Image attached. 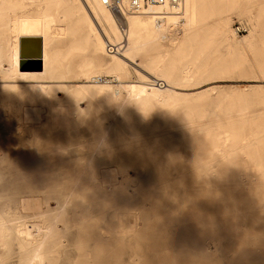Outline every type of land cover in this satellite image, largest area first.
Wrapping results in <instances>:
<instances>
[{
  "label": "bare ground",
  "instance_id": "bare-ground-1",
  "mask_svg": "<svg viewBox=\"0 0 264 264\" xmlns=\"http://www.w3.org/2000/svg\"><path fill=\"white\" fill-rule=\"evenodd\" d=\"M122 8L126 31L102 0H0V264H264V96L242 90L209 117L207 89L176 90L244 69L248 51L264 78V0ZM233 12L249 18L248 34L237 35ZM25 37L41 72L20 67ZM87 49L101 61L81 60L88 84L77 88L105 99L96 118L59 100L56 85L20 83L67 77L55 66ZM154 49L145 71L165 85L137 70L112 93L127 91L119 104L97 82Z\"/></svg>",
  "mask_w": 264,
  "mask_h": 264
},
{
  "label": "rangeland",
  "instance_id": "rangeland-1",
  "mask_svg": "<svg viewBox=\"0 0 264 264\" xmlns=\"http://www.w3.org/2000/svg\"><path fill=\"white\" fill-rule=\"evenodd\" d=\"M242 2H244V0H242ZM113 12L116 18H118L117 20L121 28L126 31L127 22H126L125 16L116 9L113 10ZM230 18H231V25L237 31V35L242 37L243 35H246L250 32L248 29L250 27L249 26L250 20L247 16L240 15L239 13L233 12V13H230ZM93 20L96 26L99 27V23L97 22V20L96 19H93ZM213 20L215 19H212L210 22H212ZM238 26H240L242 31H238L237 29ZM122 42H123V45L126 43V41L124 40ZM172 43L173 42L170 41L169 39H164L162 49L169 48V46L172 45ZM68 45L69 44H67V42H57L52 45V48L60 49L64 51L66 50ZM261 45L262 46L260 45L259 46L262 48V50H264V44H261ZM220 49H221V52H223L224 54L228 52V47L226 45H222ZM156 52L157 50L154 49L152 51H149V53L140 54L139 56L136 57V59H131V58L128 59L127 60L128 73L125 76L120 77L118 75H115L114 73L103 72L99 75L98 78H96L98 80L97 82L99 84H108L110 86V93H111L110 97L112 96V93L114 92L115 88L120 86V84L124 82H128V81L138 80L139 79L138 71H140L144 76H146V78L150 80H155L156 82L155 86H159V85L161 86V84L165 85L166 82L164 80L155 79V77L151 73L145 71V70H148L147 67L145 66V61L148 59H151L152 56L154 57ZM85 57L93 58L96 64L100 63L101 61L100 56H97L93 52V50L87 49L83 54L70 55L64 63H60L55 66L56 67L55 69H57L58 71L56 74L61 75V76H67V77H64V78L60 77V78H57L58 80L55 79L54 81L50 79V77L48 79L47 75H45L44 77L42 76V74H40V77L38 78H26L20 81V83L28 84V83H31L32 81L38 80L41 83H48L49 85H52V84L56 85L53 90L57 98H59V100L63 102L71 100L73 104L77 105V107L82 108L83 111H88L90 114L88 115L89 118H96L98 116V113L100 112L102 113V110L99 108V106L104 103L105 99L97 95L94 92V90L89 89L87 87H84L82 89L77 88L78 86L88 84L86 82L87 79L83 75L78 74L79 63ZM105 57H108L107 53L104 54L102 58H105ZM246 57H247L246 65H245V68L242 70L241 69L237 70L236 72H233L231 75L226 76V77H218L216 81L205 83L204 85L200 87H195L189 90H181L178 88L176 90L181 91V92H196L199 90L207 89V91H209L208 93L210 94V98L213 100L212 102L207 103L208 104L207 108H209L211 112L208 114L209 117L213 116L212 113H215L214 111H218L219 109L218 102H221L222 99H225V98L234 97L237 95V93H240L242 90H245L246 92L244 93H246L247 95H252L253 97L264 96V78L256 77L259 71V63L257 61L258 55L253 53L252 51H248L246 54ZM5 66L7 67L6 64ZM26 70L37 71V72L43 71V69L39 68V64H35ZM161 81L163 83H161ZM58 84H61L63 86H59ZM121 91H122L121 93H117V95H113V96H116L117 103L119 104L122 103L124 100H126L128 97L127 95L128 93L125 89H122ZM112 107L115 108L114 106ZM254 116L256 117L255 120H258L260 114L256 112ZM227 139L228 138H226V140ZM219 161L221 160H218V166H219ZM4 162L6 163L7 161H4ZM172 191L173 190L171 188L170 189L171 195L173 194ZM141 198H142L141 196H138L137 197L138 201L140 200L142 201ZM142 202L146 204L149 203L147 201H142ZM233 207H234L233 208L234 213L232 217V223L234 226H236L235 217L237 218L236 212H237L238 206L235 204ZM166 227L168 229L172 227L174 231L171 234L174 237H180V234L178 233L175 234L176 232L175 230L178 229L179 227V223H177L176 219H171V221L166 225ZM234 236H236V232ZM227 242L228 244L230 243L229 240H227ZM223 254H224V251L219 252V255L223 256ZM228 254H231V253L228 252ZM173 259H174L173 264H175L176 260L178 259L175 256ZM228 262L229 261H226V263Z\"/></svg>",
  "mask_w": 264,
  "mask_h": 264
},
{
  "label": "built area",
  "instance_id": "built-area-1",
  "mask_svg": "<svg viewBox=\"0 0 264 264\" xmlns=\"http://www.w3.org/2000/svg\"><path fill=\"white\" fill-rule=\"evenodd\" d=\"M102 1L104 4L110 7H113L115 9H123L122 7L125 6L128 8L130 12H141L151 6H159L163 4L176 5L180 2V0H126V2L125 0H102ZM237 29L238 31H242L240 26H238ZM108 48L110 51L113 52L117 50L119 46L113 43H110L108 45Z\"/></svg>",
  "mask_w": 264,
  "mask_h": 264
},
{
  "label": "water",
  "instance_id": "water-1",
  "mask_svg": "<svg viewBox=\"0 0 264 264\" xmlns=\"http://www.w3.org/2000/svg\"><path fill=\"white\" fill-rule=\"evenodd\" d=\"M30 39H31V37H25L21 41L20 54L22 56V60L20 63V67H21V69L26 70L35 64H39V68L41 69L42 68V62L40 60L30 59V58H32L38 54V52H34V51L29 50L28 43H29Z\"/></svg>",
  "mask_w": 264,
  "mask_h": 264
}]
</instances>
